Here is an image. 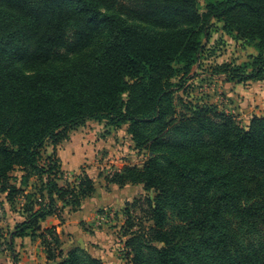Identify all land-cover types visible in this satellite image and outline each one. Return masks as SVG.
<instances>
[{
	"label": "trees",
	"instance_id": "16d2710c",
	"mask_svg": "<svg viewBox=\"0 0 264 264\" xmlns=\"http://www.w3.org/2000/svg\"><path fill=\"white\" fill-rule=\"evenodd\" d=\"M1 1L0 206L20 203L24 220L0 230V248L14 264L15 239L24 237L41 240L47 264H104L78 246L64 252L57 228L42 226L96 193L84 171L65 180L57 154L90 120L126 126L135 149L155 155L106 176L156 193L147 198L148 232L129 223L124 232L132 264H264V249L241 244L227 220L264 227V117L246 128L217 104L177 96L189 93L217 24L257 54L218 64L213 75L264 80V0H131V17L104 10L108 0ZM90 45L64 67L50 64L62 49Z\"/></svg>",
	"mask_w": 264,
	"mask_h": 264
},
{
	"label": "rangeland",
	"instance_id": "374dc122",
	"mask_svg": "<svg viewBox=\"0 0 264 264\" xmlns=\"http://www.w3.org/2000/svg\"><path fill=\"white\" fill-rule=\"evenodd\" d=\"M0 4L2 1L0 0ZM131 0H108L104 5L103 9L108 11H115L125 16L131 17L128 12V8L133 7ZM74 28V27H72ZM206 51L200 61V63L195 67L194 77L187 79L186 86H189V93L184 94L182 91L177 93V96H183L187 102H210L219 105L221 110L231 113L236 117L237 122L243 126H247L250 120L251 115L256 116V114H264V94L261 93L263 88V81H249L237 83L231 81L226 75H213L212 69L224 62H233L236 64H242L250 60L252 54H257L256 49L243 41H236L230 36L226 35L222 30L220 25H216L215 29L212 31L211 39L205 41ZM92 47L81 48L75 51H69L62 49L60 53L52 60L50 63L54 67H64L74 61V59L88 51ZM17 66L24 70L27 73H32V68H30L25 62L17 63ZM179 81L180 79H176ZM187 90V87H186ZM262 96L260 103L256 105L257 98ZM183 102H176L178 110H185ZM246 113L248 115H246ZM93 125H90L91 130L96 132L95 137L97 140L104 139L107 131L106 127H103V123H97V121L92 122ZM114 133V134H113ZM108 135L111 138L105 140L106 145H102L97 149L95 153L96 160V176L99 188H104L105 186V174H108V171H113L116 169L118 164L114 161H119L122 163L135 164L142 166L148 160L155 158V155L148 152H140L137 149H134L133 145L129 143V137L126 133L113 131ZM123 154V156L121 155ZM119 156V157H118ZM75 165V164H74ZM91 167L87 163L84 164L83 169ZM19 176L20 173H16ZM75 176V175H74ZM71 177V180H73ZM67 177L64 176L66 180ZM156 193L154 191L144 192L139 195L133 201V205L130 208H120L116 209L115 207L100 208L99 214L113 213V216L110 217L107 222L102 221L101 225H97L101 228H108L111 231H114L117 239L119 248L121 249L120 254L126 261V264H130L131 257L129 250L125 246V240L127 237L124 236V232H131V228H128L129 225L132 228V231L137 234H143V232H148L151 222L149 220V208L147 204V198H154ZM21 204L17 203L16 206H10L6 203L4 206H0V230L7 231V227H12L16 222L20 220V207ZM3 208V209H1ZM129 213L127 214V211ZM171 215L173 222H177V219L171 210L168 209ZM21 214V213H20ZM130 218V221L128 219ZM228 224L232 230L237 235V239L241 244L248 246H255L264 249V227L257 232L249 230L247 227L242 225L239 220L233 218V216H227ZM104 222V223H103ZM5 246L0 248V264H3L5 255L10 257V262H13V256L11 253L8 254L5 252ZM145 254L149 257V250L145 249Z\"/></svg>",
	"mask_w": 264,
	"mask_h": 264
},
{
	"label": "crops",
	"instance_id": "0c3cea01",
	"mask_svg": "<svg viewBox=\"0 0 264 264\" xmlns=\"http://www.w3.org/2000/svg\"><path fill=\"white\" fill-rule=\"evenodd\" d=\"M217 25H220L221 30L223 31L222 24ZM262 83L264 88V81ZM261 93L264 94V90ZM261 98L262 96L257 98L258 100L256 105L260 103ZM246 115L248 114L246 113ZM256 116L264 117V114H256ZM253 117L254 115H251L248 125L245 126L246 128H248ZM93 121L96 120H90L83 127L72 131L70 139L58 147L57 154L61 160L62 170L65 172V177H67L66 180L71 181V177L81 174L84 171L90 178L93 179L96 187V193L83 202L80 210L74 212L67 207L61 215L49 216L42 223V226L43 228H50L53 226L57 228V232L62 243L61 248L64 252H68L71 248L78 246L85 249L93 257L100 259L104 264H126L122 255L118 252L121 251V249L119 248L120 244L118 243V239L114 234L115 232L108 228H101L97 226L102 224V222H99L101 214H99L98 211L100 208L107 207H115L116 209L125 208L127 203L133 202L140 194L145 192V189L143 185H127L124 188H120L116 184L109 185L106 182L107 175L121 170L125 165H132L119 161L114 162L121 163V165L118 164L115 170H109L108 174H105L104 178L106 187L99 188L97 182L98 177L95 172L97 168L95 163V153L102 145H106L105 140L107 138H111L108 134L113 133L115 130L126 133L129 137V143L133 145L134 149L135 145L126 126L117 129L107 126L106 122L99 121H97V123H103V127H106L105 130L107 131V134L104 139L97 140L95 137L96 132H93L90 128V125H93ZM51 152L52 147H48V153ZM121 155L123 156V154ZM85 163L91 165V167L83 169ZM20 175L21 173L19 176ZM60 183L63 184L64 181H61ZM6 203L7 202H5L4 205ZM19 215L20 220L12 227H7V230L13 231L16 224L24 220V217L20 213ZM14 249L18 255L19 264H47L46 251L40 239L33 240L31 237L16 238ZM5 250L7 254L8 252L9 254L11 253L9 250ZM9 260L10 257L5 255L2 262L3 264H14V262L11 263Z\"/></svg>",
	"mask_w": 264,
	"mask_h": 264
},
{
	"label": "built area",
	"instance_id": "2783aa9c",
	"mask_svg": "<svg viewBox=\"0 0 264 264\" xmlns=\"http://www.w3.org/2000/svg\"><path fill=\"white\" fill-rule=\"evenodd\" d=\"M112 216H113V213H110V215H107V214H103L102 215L101 214L99 222H102V221L107 222L108 220H110L109 218L112 217Z\"/></svg>",
	"mask_w": 264,
	"mask_h": 264
}]
</instances>
